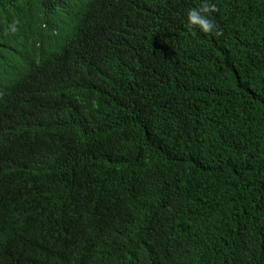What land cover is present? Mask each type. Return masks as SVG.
I'll list each match as a JSON object with an SVG mask.
<instances>
[{
  "label": "trees",
  "instance_id": "16d2710c",
  "mask_svg": "<svg viewBox=\"0 0 264 264\" xmlns=\"http://www.w3.org/2000/svg\"><path fill=\"white\" fill-rule=\"evenodd\" d=\"M0 264H264V0H0Z\"/></svg>",
  "mask_w": 264,
  "mask_h": 264
},
{
  "label": "clouds",
  "instance_id": "9594fccd",
  "mask_svg": "<svg viewBox=\"0 0 264 264\" xmlns=\"http://www.w3.org/2000/svg\"><path fill=\"white\" fill-rule=\"evenodd\" d=\"M207 11V8H201V9H189L187 12V22L191 25H196L199 27L200 30L203 32H209L212 28V21L208 19L205 15H202L201 13H204Z\"/></svg>",
  "mask_w": 264,
  "mask_h": 264
}]
</instances>
